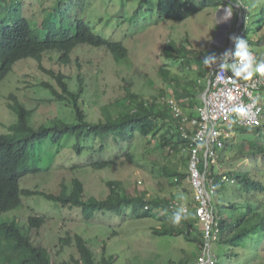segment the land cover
Listing matches in <instances>:
<instances>
[{
    "label": "trees",
    "instance_id": "1",
    "mask_svg": "<svg viewBox=\"0 0 264 264\" xmlns=\"http://www.w3.org/2000/svg\"><path fill=\"white\" fill-rule=\"evenodd\" d=\"M20 1L22 0H0V13L9 5L15 6L14 12L17 13L11 25H6L0 20V82L13 71L16 63L31 58L56 80L58 88L46 80L36 84L47 89L50 96H53L49 101H57L61 106L68 107L71 115L69 118L58 116L37 124L32 120L34 110L27 108L16 95L10 96V100L13 99L14 102L9 101L8 105L17 114V121L8 127V132H0V264H118L115 256L108 254L106 241L103 243V252L99 255L83 235L72 231H67L66 235L60 238V245L61 249L71 248L73 253L68 259L53 261L51 251L36 244L32 234L34 229H40L46 224V216L37 213L29 215L26 225H22L16 218L2 216L3 213L18 209L22 205V196L35 195L55 202L57 207L78 208L82 213V220L86 222L92 221L99 213L112 212L122 216L127 208H132L133 214L138 218L163 220L161 228L155 229L158 235L172 237L183 235L187 241L195 243L200 252L204 238L203 230L195 216L194 202L192 207L189 206V218L180 225H174L171 220L174 208L170 207L172 198L161 195L149 196L146 191L133 194L118 180L108 181L110 194L104 198L87 197L85 184L79 178L73 179L71 185L64 184L58 194L22 187V180L26 176L42 171L33 159L35 155L38 156L36 147L49 140L53 144H59L66 136L73 137L71 146L74 152L86 157L81 166L94 170H102L114 164V160L107 158V154L113 148V141L128 146L140 134L149 140L154 139L159 142L161 147H165L168 155L184 150L189 146V141L183 137L182 130L178 128L179 117L161 98L165 96V91L159 96L148 99L141 94L131 92L127 87L126 97L115 104L117 108L111 109L105 106L103 117L90 119L84 108L83 96L86 89L82 79L79 78V85L72 88L70 80L72 75L65 74L61 69L46 68L43 65L45 56L68 66L73 61L71 56L74 49L80 44H85L105 48L113 54L118 63H124L130 61L129 49L122 41L96 33L92 23L82 17L71 22L70 19L57 20L55 16L50 17L59 13L58 9L47 12L48 15L46 18L44 15L39 27L35 20L31 21L29 17L24 16ZM146 1H139L135 14L144 9ZM228 2L234 3V0H173L171 2L159 0L157 6L160 19H165L162 17L165 15L166 19L177 21L183 20L191 13L207 8H218ZM237 2L240 5L239 12L243 13V21L239 29L244 32L251 49L264 59V54L258 50L260 46L264 48V34L255 38L264 27V0H237ZM239 21L240 18L237 23ZM165 52L174 59L185 56L187 63L192 59L199 62L198 81L190 79L184 83L186 80L180 76L171 75L168 65H164L161 69V75L170 83L174 91L168 97L174 96L181 101L185 109L189 110V117H197L195 109L203 103L199 95L207 88L209 75V68H203L201 60V55L207 51L189 50L181 44L169 42ZM263 127L264 123L251 128L234 127L233 129H241L244 132L254 131L261 135L263 142L257 141L250 154L262 156L264 164ZM227 143L231 145L229 138L226 139L225 146L220 152L226 148ZM126 156L127 160L133 163L135 155L127 152ZM188 157L189 155L186 157V163ZM53 163H56V160ZM215 166L217 165L212 169L218 196L217 242L224 248L225 263L223 264H264V175L259 176L249 170L215 173ZM78 167L80 166L76 165L74 169ZM201 169L204 170V164ZM162 171L164 176L169 177L172 186H183L188 180L187 173H181L178 169L169 170L163 166ZM224 174L229 177L228 181L221 180ZM223 182H234V199L231 200L227 195L223 204H220L219 195ZM196 258L197 253L193 252L192 257L180 259L179 264H186ZM217 264L222 263L219 260Z\"/></svg>",
    "mask_w": 264,
    "mask_h": 264
},
{
    "label": "rangeland",
    "instance_id": "2",
    "mask_svg": "<svg viewBox=\"0 0 264 264\" xmlns=\"http://www.w3.org/2000/svg\"><path fill=\"white\" fill-rule=\"evenodd\" d=\"M139 1H20L24 16L29 17L31 21L35 20L39 27L44 15L46 18L49 12L58 9L59 13L52 14L50 17L55 16L57 20L70 19V22L82 17L92 23L96 33L122 41L129 49L130 61L124 63H118L113 54L105 48L85 44H80L74 49L71 56L73 61L68 66L61 65L56 60H50L49 56H45L43 65L46 68L61 69L65 74L72 75L70 79L72 88L79 85V78L82 79L86 89L83 96L84 108L90 119L96 120L103 117L105 106L111 109L117 108L115 104L126 97L127 87L131 92L141 94L148 99L159 96L163 91H165V97L172 95L174 93L172 86L161 75L164 65L169 66L171 75H178L186 80L184 83L190 79L198 81L199 62L192 59L187 63L185 56L175 59L169 57L165 52L167 44L174 42L189 50L205 52L213 48L215 45L213 41L219 36L217 38L219 43L226 46L230 36L237 30L238 18L243 20V13L239 12L240 8L233 2L218 8H207L191 13L183 20L173 21L166 19L165 15L162 16L165 19H160L157 6L159 0H147L144 9H141L138 14L142 12L139 15L135 14ZM171 1L173 0H163V2ZM229 4L232 5L233 15L226 22L228 25H225V31L219 33L223 22L218 16L219 9L221 7L225 9ZM14 7L9 5L0 13V20L4 24H12L17 14L14 12ZM263 34L264 27L255 38ZM260 47L259 52L264 54L263 46ZM41 80L49 81L58 88L56 80L30 58L16 63L13 71L0 82V131L8 132V127L17 121V114L8 105L9 101L14 102L13 99L10 100L12 94L16 95L27 108L34 110L32 118L34 123H45L58 116L70 117L68 107L61 106V103L57 101H49L53 99V96H50L47 89L36 84ZM202 93L204 92H201L199 96H202ZM262 99L264 102V91ZM235 129L229 137L231 145L227 143L226 148L220 152L221 159L215 166V173L249 170L259 176L264 175L262 156L250 154L257 141L263 142L261 135L254 131L244 132L241 129ZM71 138L73 137L66 136L59 144H53L49 140L43 145H38L36 147L38 156L35 155L33 162L42 171L26 176L22 180V187L58 194L62 191L64 184L71 185L73 179L79 178L85 184L87 197L104 198L110 194L108 181L118 180L133 194L146 191L149 196L161 195L177 199V194L182 192L185 196L184 202L192 207L193 189L189 180L183 186H172L169 177L164 176L162 171L163 166H166L169 170L178 169L181 173H187L186 151L168 155L165 147H161L159 142L139 134L128 146L113 141V148L107 154V158L114 160V164L102 170H94L81 166L86 157L74 152ZM116 144L118 146H115ZM127 152L135 155L133 163L127 160ZM55 160L56 163H53ZM76 165L80 167L74 169ZM233 183H222L220 204H223L228 196L231 200L234 199L235 185ZM213 203L216 209L218 204L216 193L213 194ZM56 205L55 202L40 195L22 196V205L2 216L16 218L22 225L28 223L29 215L37 213V215L46 216V224L40 229H34L32 234L36 244L51 251L53 261L68 259L73 253L69 247L61 249L60 238L65 236L67 231L83 235L99 255L103 252V243L106 241L108 254L114 255L118 264H179L180 259L192 257L193 252L197 254L199 252L196 244L187 241L183 235L176 237L158 235L155 229L161 228L163 220L138 218L133 214L132 208H127L122 216L112 212L99 213L92 221L86 222L82 220L83 216L78 208L71 209ZM213 249L219 254L220 262L225 263L223 246L217 242L213 245Z\"/></svg>",
    "mask_w": 264,
    "mask_h": 264
},
{
    "label": "built area",
    "instance_id": "3",
    "mask_svg": "<svg viewBox=\"0 0 264 264\" xmlns=\"http://www.w3.org/2000/svg\"><path fill=\"white\" fill-rule=\"evenodd\" d=\"M242 21L240 18L233 35L245 38L244 32L239 29ZM234 47L232 40H229L226 46L215 44L213 48L201 55V60L207 54L215 53L219 56L225 50H234ZM253 52L260 58L258 53ZM202 67L209 68L203 63ZM231 75V72L220 71L219 64L209 68L210 87L203 96V104L196 107L197 117H189L174 97L166 98L171 110L179 117L178 128L182 130L183 137L189 141V146L184 149L189 155L187 178L193 189L194 212L202 226L204 238L197 258L186 264H217L219 262L220 256L213 249V245L218 241L219 228L213 203V194L216 193L217 185L212 168L218 165L220 150L224 147L225 140L232 135L234 127H256L260 126L264 120L262 99L264 74H256L250 80L233 78ZM236 107L245 108L246 115L242 116L234 112L233 109ZM203 164L204 170L201 169ZM221 180L228 181L229 177L224 174ZM181 205L189 211V205L184 200L172 199L170 202V207L174 209Z\"/></svg>",
    "mask_w": 264,
    "mask_h": 264
},
{
    "label": "clouds",
    "instance_id": "4",
    "mask_svg": "<svg viewBox=\"0 0 264 264\" xmlns=\"http://www.w3.org/2000/svg\"><path fill=\"white\" fill-rule=\"evenodd\" d=\"M234 3L238 7L240 6L237 0H234ZM232 15H233V8H232V5L229 4V6L224 9V14L221 17V20L223 22H227L232 17ZM230 40H232V42L235 45L234 50H231V49L225 50L219 56H217L215 53L207 54L204 56L202 60L203 64L209 68H212L213 66L219 64L220 71L231 72L232 74L231 77L241 78L243 80H250L256 74H264V59L258 58L256 56V54L252 51L247 38L233 35V36H230ZM230 60H232V62H229ZM208 83H209V80L207 78V85ZM205 90L201 96L202 102H204L203 96L205 94ZM167 97L163 96L162 100L166 101ZM229 99H232V97H229ZM179 102L182 105L183 109L186 111L182 102L181 101ZM233 111L242 116L246 115V109L243 107H236L233 109ZM187 113L190 114L189 112ZM0 132L4 133L2 131ZM177 199L183 201L185 199L184 194L182 192L178 193ZM5 214L7 213H4L2 215H5ZM189 216H190V213L188 209L185 206L181 205L172 211L171 220L174 225H180L181 222L184 220H187Z\"/></svg>",
    "mask_w": 264,
    "mask_h": 264
},
{
    "label": "water",
    "instance_id": "5",
    "mask_svg": "<svg viewBox=\"0 0 264 264\" xmlns=\"http://www.w3.org/2000/svg\"><path fill=\"white\" fill-rule=\"evenodd\" d=\"M223 11H224V8L223 7H221L220 9H219V12H218V16H219V18L221 19V17L223 16L222 14H223ZM224 24L222 23L221 24V29L219 30V33H223L224 31L223 30H225V28H226V26L224 25ZM219 36H217V37H215V39H214V44H221V43H219V40L217 39ZM209 87H210V83H208V85H207V88H206V90H205V94L208 92V90H209Z\"/></svg>",
    "mask_w": 264,
    "mask_h": 264
},
{
    "label": "bare ground",
    "instance_id": "6",
    "mask_svg": "<svg viewBox=\"0 0 264 264\" xmlns=\"http://www.w3.org/2000/svg\"><path fill=\"white\" fill-rule=\"evenodd\" d=\"M224 25H228L226 22H222ZM225 31V30H224Z\"/></svg>",
    "mask_w": 264,
    "mask_h": 264
},
{
    "label": "crops",
    "instance_id": "7",
    "mask_svg": "<svg viewBox=\"0 0 264 264\" xmlns=\"http://www.w3.org/2000/svg\"><path fill=\"white\" fill-rule=\"evenodd\" d=\"M202 69V68H201ZM187 112H189V110H186ZM195 112H196V109H195ZM190 113V112H189ZM199 253V252H198ZM198 255V254H197Z\"/></svg>",
    "mask_w": 264,
    "mask_h": 264
}]
</instances>
